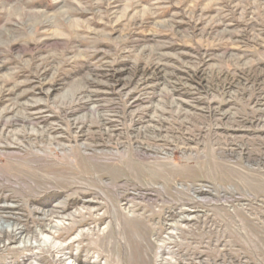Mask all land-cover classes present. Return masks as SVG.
Returning <instances> with one entry per match:
<instances>
[{
	"label": "rangeland",
	"instance_id": "obj_1",
	"mask_svg": "<svg viewBox=\"0 0 264 264\" xmlns=\"http://www.w3.org/2000/svg\"><path fill=\"white\" fill-rule=\"evenodd\" d=\"M48 244L264 264V0H0V264Z\"/></svg>",
	"mask_w": 264,
	"mask_h": 264
},
{
	"label": "bare ground",
	"instance_id": "obj_2",
	"mask_svg": "<svg viewBox=\"0 0 264 264\" xmlns=\"http://www.w3.org/2000/svg\"><path fill=\"white\" fill-rule=\"evenodd\" d=\"M57 227V226H56ZM57 230V229H56ZM51 231V230H50ZM53 231V230H52ZM54 232V231H53ZM53 237L54 238H59L60 237V232L56 234V231L53 233ZM17 233L16 232H12L10 233V236H12V238L16 239ZM105 236V235H104ZM115 241V240H114ZM113 242V241H112ZM114 244V243H113ZM117 244V242H116ZM41 246V245H40ZM34 246L32 245H29V244H25L22 246V249L23 250H28V251H31L33 250ZM66 247H63V246H53L52 245H49L46 246V248H43L42 246L41 247H37V251L34 253V252H31L29 255H27L26 259H24V262L22 264H31L28 262V260L30 259V257L32 256H36V255H40V256H44L46 254V252H48L52 257L53 259L51 260V264H62L63 260H64V255H63V252L65 250ZM132 252V251H131ZM65 253V252H64ZM140 258V257H139ZM84 262L86 263H91V264H99L98 260L97 259H94V260H91V259H85ZM141 263V262H140ZM138 261L136 260H129V261H126V264H140ZM84 264V263H83Z\"/></svg>",
	"mask_w": 264,
	"mask_h": 264
}]
</instances>
